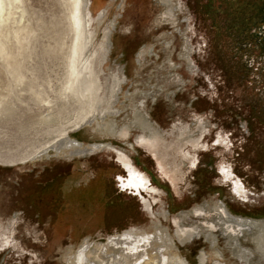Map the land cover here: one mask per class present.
<instances>
[{
  "label": "rangeland",
  "instance_id": "obj_1",
  "mask_svg": "<svg viewBox=\"0 0 264 264\" xmlns=\"http://www.w3.org/2000/svg\"><path fill=\"white\" fill-rule=\"evenodd\" d=\"M74 4L0 0V264H69L84 244L124 234L167 239L188 264H264L261 227L234 222L264 220V0H88L86 93L74 89L85 46ZM101 111L127 141L77 127ZM64 134L111 150L32 161ZM140 138L170 187L130 147ZM115 150L155 186L143 207L116 189ZM50 181L57 205L36 209L27 196ZM177 227L192 234L183 244Z\"/></svg>",
  "mask_w": 264,
  "mask_h": 264
},
{
  "label": "bare ground",
  "instance_id": "obj_2",
  "mask_svg": "<svg viewBox=\"0 0 264 264\" xmlns=\"http://www.w3.org/2000/svg\"><path fill=\"white\" fill-rule=\"evenodd\" d=\"M87 7H88V0H75L74 19L77 28H79V34L81 33L83 37L82 39L85 42V46L83 47L84 49L81 47L83 50L82 49L80 50L81 52L83 51V57L80 58L77 64L76 69L79 72L78 71L76 72L77 79L74 82L75 83L74 89H76L78 92L81 91L83 93L89 91L92 86V82L90 80V73H89L88 55L84 56V53L87 52L90 45L89 43L90 36L88 34V29H87V25H88V20L86 15ZM102 15L103 14H101V16ZM2 52H4L3 49H1L0 54ZM80 55L81 53L79 54V56ZM95 81H97V79ZM115 84L116 87L120 86L121 89L122 83L118 79H114V85ZM1 101H3V99ZM107 117L108 114H105L103 111H101V114L91 113V115L87 116L84 122H82L81 124L78 123L80 126L78 125L77 127L80 129L82 127H89V126L92 127L93 124H96L98 127L102 129L103 135L111 134V136L114 137L118 136L117 138L119 140L127 141L130 136V131L127 128H122L121 131L118 130L115 133L114 132L115 129H113L110 120H105V118ZM103 148H107V146L98 143H93L88 145L80 144L76 142L75 139H72L69 135L64 134L57 137V139L53 141L51 144L42 147L40 150H38V152L34 154L32 161H34V159L40 160L44 155H47L49 153H54L57 155L71 154L73 156L89 155V154H93L98 150L101 151ZM222 215L225 216L224 218H226V215H228L224 211V209L222 211ZM230 222L231 221L226 223H230ZM234 222L237 224L236 227L244 226L247 224L259 225L261 227V232L259 233L258 238L254 240L256 241L257 246L260 248V250L264 253V220L249 222L248 220H243L240 218V219H236V221ZM225 226H227L226 233L234 231L232 225L225 224ZM209 228L213 229L214 227L209 226ZM186 231L187 230H179L177 227L176 232L178 234L180 241H182V244L185 242L186 238L192 236L190 231L189 232ZM171 246L172 245L169 243L167 239L162 240L159 237H156L155 235L148 236V235L124 234L121 236L110 238L105 244L102 245L100 244V246H96L93 249L91 246H89V244H84L79 249L77 254L73 256L68 263L69 264H188L186 261L180 260L171 255V250H172ZM200 264H205L204 258L200 259ZM216 264H220V263H216Z\"/></svg>",
  "mask_w": 264,
  "mask_h": 264
},
{
  "label": "flooded vegetation",
  "instance_id": "obj_3",
  "mask_svg": "<svg viewBox=\"0 0 264 264\" xmlns=\"http://www.w3.org/2000/svg\"><path fill=\"white\" fill-rule=\"evenodd\" d=\"M168 13H170V10H168ZM259 19L260 21L263 22V25L261 24V27L259 28L260 31L258 34L259 39H260V46L256 47V49H258L260 51V54H262L261 59L263 60V64H264V43L262 42L264 40V38L262 39V37H264V12L259 17ZM263 69L264 67H262V70ZM152 144H153L152 139L147 140V139L140 138L135 141V145L131 144L130 147L132 149L136 147V148H139L145 151L148 154V157L150 158L151 162L156 163V167L158 171L164 177V179L168 181L166 182L170 187V183L173 185V180L171 179L169 175H167V173L163 171V168L160 164V155L159 153L155 151V148L152 146ZM107 148L111 150L110 147L107 146ZM114 153H115L114 157H116V159L114 160V163L119 168L120 175H122L120 176L118 174L114 176V182H115L116 189L119 191V193L126 194L128 192L129 194H126V195H129L130 197L136 199L139 205L143 207L142 205L144 203L141 201L140 198L141 196H143L146 199L148 195L146 192H148L149 190L151 192L154 191V188H152L153 182L151 181V179L149 180L148 177L144 174L146 172L142 170L140 171L139 168L134 163H132L130 158L125 153H123V151L115 150ZM218 175L220 174L218 173ZM224 178L229 179L230 176L225 175ZM55 183L56 182L50 181L48 184L42 185V187L40 186L39 188L44 193H41L40 191L29 192L27 199L36 209H40L44 206L55 207L57 205V200L54 198V196L49 198L50 201L46 200L48 199L47 197L50 194L54 193L53 186L55 185ZM231 195H234V197H237L240 201L242 199L241 197H243L242 191L240 190L239 186L234 185L233 191H232V183H231Z\"/></svg>",
  "mask_w": 264,
  "mask_h": 264
},
{
  "label": "snow or ice",
  "instance_id": "obj_4",
  "mask_svg": "<svg viewBox=\"0 0 264 264\" xmlns=\"http://www.w3.org/2000/svg\"><path fill=\"white\" fill-rule=\"evenodd\" d=\"M218 143V142H217ZM227 170H225V172H226Z\"/></svg>",
  "mask_w": 264,
  "mask_h": 264
}]
</instances>
